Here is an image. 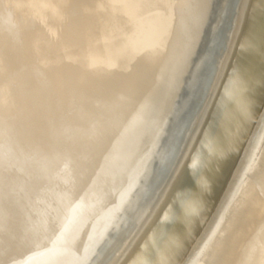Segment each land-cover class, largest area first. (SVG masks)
<instances>
[{
    "label": "bare ground",
    "instance_id": "1",
    "mask_svg": "<svg viewBox=\"0 0 264 264\" xmlns=\"http://www.w3.org/2000/svg\"><path fill=\"white\" fill-rule=\"evenodd\" d=\"M0 264H264V0H0Z\"/></svg>",
    "mask_w": 264,
    "mask_h": 264
}]
</instances>
